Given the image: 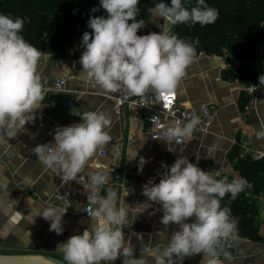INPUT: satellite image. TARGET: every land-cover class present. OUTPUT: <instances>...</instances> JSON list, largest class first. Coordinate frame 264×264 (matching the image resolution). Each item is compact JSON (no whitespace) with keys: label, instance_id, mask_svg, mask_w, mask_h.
Masks as SVG:
<instances>
[{"label":"crops","instance_id":"0c3cea01","mask_svg":"<svg viewBox=\"0 0 264 264\" xmlns=\"http://www.w3.org/2000/svg\"><path fill=\"white\" fill-rule=\"evenodd\" d=\"M145 24L157 33L170 29L163 18L151 16ZM140 35H145L143 30ZM81 45L76 40L58 58L49 54L41 57L37 71L44 91L35 120L13 138L0 134V253H36L63 260L58 244L91 228L93 221L85 218L81 209L89 206L90 188L86 185L90 175L101 172L109 178L99 195L106 196L111 190L117 194V206L127 207L129 222L123 229L126 242L135 249L136 258L147 257L148 264H154L149 252L166 247L178 227L162 225L160 205L146 201L142 195L143 185L149 180L159 183L160 178L152 174L156 162L171 167L178 157H188L202 170L218 171V179L223 175L242 178L235 171L240 158L264 159V135L259 136L264 133V85L254 98L247 90L255 78L264 75V39L246 59L199 55L196 51L175 89L178 103L185 108L215 104L218 111L208 132L186 137L182 146L173 140L148 137L153 126L147 117L153 110L125 107L116 114L112 94L84 79L79 64L84 50ZM63 78H69L64 90L51 92L54 81ZM86 111L108 115L111 140L97 150L74 180L65 181L62 173L44 166L34 148L37 144L54 143L56 128L79 123ZM140 157L148 161L143 171L139 169ZM116 171L120 172L119 182L113 178ZM78 191L84 195L78 196ZM248 196L249 202L242 201L249 204L244 215L232 211L233 218H238L235 237L222 240L217 247L215 258L221 264H264V188ZM49 207L67 210L59 235L50 231L51 222L40 216ZM248 218L253 220L254 237L248 236L242 223ZM187 222H195V217ZM122 259L114 264H122ZM206 260L204 254H196L183 261L174 257L173 264H206ZM163 264L169 262L165 259Z\"/></svg>","mask_w":264,"mask_h":264},{"label":"clouds","instance_id":"9594fccd","mask_svg":"<svg viewBox=\"0 0 264 264\" xmlns=\"http://www.w3.org/2000/svg\"><path fill=\"white\" fill-rule=\"evenodd\" d=\"M139 3L140 0H100L106 16L90 18L88 27L92 31L82 36L84 50L79 58L82 75L109 93L124 89L134 96H142L149 90L158 96L171 94L193 62L199 40L186 42L167 28L159 33L138 35L145 26L143 19L137 20ZM197 4L188 9L182 0H171V6L160 2L148 11L153 18H163L171 25L190 21L192 25L206 26L218 20L216 8L206 5L205 0H197ZM26 20L29 18L0 13V134L9 138L35 120L43 99L44 88L37 69L44 53L20 35ZM258 79L264 85V75ZM198 124L199 119L194 117L182 127H169L163 135L167 141H178L190 136ZM110 127L106 113L86 111L79 123L58 126L54 143L37 144L34 153L48 168L62 173L65 181L74 180L97 150L110 142L107 130ZM147 162L139 158L140 171ZM162 167L165 171L158 174L159 183L149 180L143 185L142 195L146 201L160 205L162 225L178 227L166 247L148 255L154 264H163L165 259L173 264L174 257L183 261L202 253L207 257L206 264H221L215 258L217 247L222 240L235 237L238 218H231L230 208H221L220 201L226 194L235 200L251 185L244 178L217 179L218 171L202 170L188 157H178L170 168ZM108 178L101 172L89 177L88 215L93 223L82 234L58 244L66 264H114L121 257L122 264H148L147 257H135V249L125 240L127 207L117 206V194L111 190L106 196L99 195ZM66 212L49 207L40 216L50 221V231L59 235ZM192 217L195 222H187Z\"/></svg>","mask_w":264,"mask_h":264},{"label":"trees","instance_id":"16d2710c","mask_svg":"<svg viewBox=\"0 0 264 264\" xmlns=\"http://www.w3.org/2000/svg\"><path fill=\"white\" fill-rule=\"evenodd\" d=\"M158 2L140 0L137 20H148L151 17L148 10ZM205 4L218 10L219 18L215 23L206 26L192 25L190 21L178 23L170 33L186 42L198 39L199 43L195 45L198 53L246 59L257 43L264 39V27H261L264 26V0H205ZM196 6L197 0H193L190 9ZM0 13L13 18L28 17L20 35L53 58L60 57L76 40L82 44L83 34L92 31L88 27L90 18L106 16L100 0H0ZM235 171L251 187H246L235 200L231 199V194H226L220 201L221 208H230L231 218L234 217L232 211L244 215L249 204L242 201L249 202V193H257L264 188V159L240 158L235 164ZM261 172L263 174L258 176ZM223 176H227L229 181L234 178ZM252 222L250 218L242 221L248 236L254 237Z\"/></svg>","mask_w":264,"mask_h":264},{"label":"built area","instance_id":"2783aa9c","mask_svg":"<svg viewBox=\"0 0 264 264\" xmlns=\"http://www.w3.org/2000/svg\"><path fill=\"white\" fill-rule=\"evenodd\" d=\"M169 26L171 31L174 25H171L169 22L164 20ZM145 35L156 32L154 28L149 27L145 24L143 28ZM157 33V32H156ZM199 55H205L204 53H198ZM259 77L255 78L252 84L248 87V93L253 96V98L258 94L263 85L259 83ZM69 78H63L54 81L53 85L49 90L51 92H62ZM115 99L114 111L116 114H121L122 110L125 107L131 109L143 110L150 109L154 113L150 114L147 117L148 123L153 126V130L150 131L147 135L151 140H166L163 133L169 127L183 126L192 118H198L199 124L194 129L193 133L190 136H194L203 132H208L214 124V120L217 114V106L215 104H205L198 108H185L178 103V95L174 90L171 94L158 96L151 90L146 92L142 96H134L128 94L124 89H121L117 92L111 93ZM264 133H260L259 136H263ZM188 137V136H187ZM186 137L180 140H173L177 145L182 146L185 143ZM101 155H105V152H102ZM263 155H260L259 158H262ZM194 163V162H193ZM162 165H167L165 162H156L154 164L152 174L160 178V175L165 171V168ZM48 168L46 165H44ZM168 166V165H167ZM169 167V166H168ZM170 168V167H169ZM113 178L116 182L120 180V172L116 171L113 174ZM130 192H134V188H130ZM78 196H83L82 191L77 192ZM89 207L81 209V214L85 218H90L88 215ZM202 254V253H201Z\"/></svg>","mask_w":264,"mask_h":264},{"label":"water","instance_id":"95a60500","mask_svg":"<svg viewBox=\"0 0 264 264\" xmlns=\"http://www.w3.org/2000/svg\"><path fill=\"white\" fill-rule=\"evenodd\" d=\"M171 6V0H159ZM193 0H182L185 8L190 9ZM0 264H66L63 260L50 255L36 253H0Z\"/></svg>","mask_w":264,"mask_h":264}]
</instances>
